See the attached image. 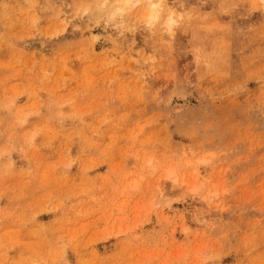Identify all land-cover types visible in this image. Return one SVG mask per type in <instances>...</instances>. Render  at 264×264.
<instances>
[{
  "label": "rangeland",
  "instance_id": "374dc122",
  "mask_svg": "<svg viewBox=\"0 0 264 264\" xmlns=\"http://www.w3.org/2000/svg\"><path fill=\"white\" fill-rule=\"evenodd\" d=\"M0 264H264V0H0Z\"/></svg>",
  "mask_w": 264,
  "mask_h": 264
},
{
  "label": "clouds",
  "instance_id": "9594fccd",
  "mask_svg": "<svg viewBox=\"0 0 264 264\" xmlns=\"http://www.w3.org/2000/svg\"><path fill=\"white\" fill-rule=\"evenodd\" d=\"M183 20L182 15H178L174 10L169 9V15L166 20V26L163 31L167 33H171V31L179 25V23Z\"/></svg>",
  "mask_w": 264,
  "mask_h": 264
},
{
  "label": "bare ground",
  "instance_id": "6f19581e",
  "mask_svg": "<svg viewBox=\"0 0 264 264\" xmlns=\"http://www.w3.org/2000/svg\"><path fill=\"white\" fill-rule=\"evenodd\" d=\"M152 12L156 15V10L155 9H153ZM153 13H152V16H153ZM241 88H242V90L244 89L243 87H241Z\"/></svg>",
  "mask_w": 264,
  "mask_h": 264
}]
</instances>
